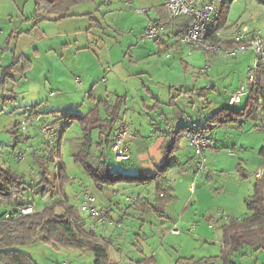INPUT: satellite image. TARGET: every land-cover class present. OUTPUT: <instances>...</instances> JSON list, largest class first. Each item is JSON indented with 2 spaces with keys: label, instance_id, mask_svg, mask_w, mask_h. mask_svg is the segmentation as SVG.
<instances>
[{
  "label": "rangeland",
  "instance_id": "1",
  "mask_svg": "<svg viewBox=\"0 0 264 264\" xmlns=\"http://www.w3.org/2000/svg\"><path fill=\"white\" fill-rule=\"evenodd\" d=\"M115 1L119 3L121 0ZM240 4L241 2H236V5ZM256 6L264 11V4H256ZM236 9L232 15H236L237 18H232V22L240 18L245 22L256 24L255 26L264 31L263 15L255 21L251 17L249 8L248 10L245 9L246 12L243 15L238 13L239 10L236 11ZM75 10V12L88 14L66 16L55 20L52 18L58 17L61 13L45 12L42 7V0H0V59L2 65L9 64L12 59H17L19 56H25L33 62L32 67L25 74L15 75L18 80L17 84L8 83L10 87L14 84L19 88L18 90L25 89L24 86H27L28 89L26 94L19 95L17 103L9 102L7 107L0 112V164L21 174L27 182H39L42 176L39 160L46 158L47 156L43 155L44 151H48V155L52 148L50 149L45 141L44 144L39 143V145H44L47 150L45 147L42 148L36 144L35 147L28 145L15 147L17 142L16 120L19 122L24 118L27 119L29 131L34 133L32 129L35 118L25 111V105L35 98L34 96L37 94L36 85L46 81L49 70L54 73L55 70L63 67L55 68L52 61L61 60L59 55H62L67 61L71 59L75 61V57L70 55L68 47L72 46L75 49L74 34L76 33L82 35L77 38L79 39L77 43L80 44L84 41L86 46H89L86 34L88 32L89 41L94 44L97 43L91 47V51L98 55L105 67H111L115 73L119 74L118 78L108 80L109 91L105 93V81L106 78H109L112 70L110 73L106 71L105 79L100 77L97 80V92L100 93L97 98L112 102L117 96L115 95L116 92L117 94H126L127 104L132 108V114L127 117L128 124L133 122L132 124L137 127L138 123L141 122L144 131L150 132L152 128H156L157 133L160 131L163 133L170 132L172 139L166 148L169 149L175 138L178 137L181 144L178 154L182 155L183 158L187 159L192 151L190 146H187L184 136L187 129L203 128L210 125L207 122L208 117L221 107L228 106L238 109L246 104L249 93H245L242 103L231 105L229 101L235 90L241 88L242 85L246 89L249 86L247 73L251 66H255V54L252 50L247 49L236 55H229L221 50H190L186 45L179 44L188 48L186 56H182L179 50L167 55L165 52L160 53L158 51L157 47L161 43L153 39L143 38V27L148 21L145 13L138 12L132 18L124 13L126 17L124 19L121 14H118V11L125 10L127 13L130 11L128 8L122 7L120 9L109 5L99 8L97 3L92 4L91 2L79 4ZM36 26L38 30L34 29ZM89 29H95V31L89 32ZM83 37L87 39L84 40ZM64 42H71V45L61 48L63 46L61 44ZM47 44H51L56 49L47 51ZM37 47L40 50L38 54L36 53ZM206 64L211 66L208 73L203 69ZM189 65L196 71H200L202 68L201 75L203 76L201 79L193 78L194 70L187 69ZM185 76L188 77L186 80ZM81 77V73L77 75L72 73L70 78L74 84L71 86L78 85L77 80ZM212 81L215 82V85H212ZM48 83L43 89L44 91L38 90L39 98L45 97L46 92L48 93L50 89ZM138 83H140L139 88L136 86ZM74 89L79 90L77 87ZM157 102L159 104L155 106ZM3 106L4 104L0 99V108ZM253 106L257 107L259 111L257 118H261V122L264 124V104L259 100L253 103ZM86 112V108H83L79 113L86 114ZM131 117L133 121L130 120ZM259 125V120L244 119L214 126L216 135L220 138H218L219 142L217 143L218 149H208L205 152L206 173L200 176L198 180L193 174L187 176L189 189L194 185H197L198 188L203 179L207 180L208 173H214L213 179L205 180L208 190L213 196L206 199L203 205H205V209L208 206L210 208L203 213H196L192 217L184 219V223L178 225L180 235L170 234L167 229L162 228L165 227L162 223L158 227L164 229L162 232L165 236L153 233L155 227H151V225L145 226L143 232L138 226L139 229L135 232L140 234L139 237H135L134 234L125 237L127 243L124 245L126 248L123 247L124 254L115 250L116 259L111 257L108 259V263L124 264L121 262V258H127L128 261L133 258L134 261H137L145 258V256L157 254L159 264H196L205 256L220 255L222 242H224L222 226L231 217H238L249 212L244 196L249 198L254 194L257 172L262 170L264 174V125ZM77 127L76 124L72 123L67 128L64 126L67 133H65L66 137L76 136L80 132ZM168 127H170V131ZM67 141L70 140L64 138V142ZM20 151L23 152L22 155H20ZM105 153L106 160L110 162L112 169L126 173L125 165H128V162H118L116 153L111 148ZM68 156L57 157L55 163L48 162L45 167L46 176L52 180L57 172L56 166H59L64 159L68 164V174L72 177V180L65 185V191L70 197L71 203L80 209L79 196L89 190L99 201V191L92 184L90 178L82 172L81 166L76 164L71 157L68 160ZM193 160L195 162L194 153ZM175 169L176 167L170 169L172 171L169 174L170 180H174ZM240 170L247 175L246 178L242 176L241 180L238 179ZM227 181L230 183L226 184ZM83 182L87 184L89 190L82 192ZM117 184L127 183L119 182ZM127 185L131 186L132 189L139 187L135 184ZM127 193L124 195L127 196ZM189 194L194 195L192 191H189ZM54 197L50 194L44 197L35 195L33 209L42 208L49 204ZM58 210L61 211V208ZM80 213L86 217L88 224L92 225L98 234L101 231L103 234L106 233L103 225L107 221L101 225L93 226L94 221L90 219L88 214ZM194 225L195 227H193ZM153 234L158 237L153 236ZM131 237H133L132 240H134L135 245L130 244L132 243ZM38 238L40 239V237H36L30 241L34 242ZM204 238L206 240H202ZM151 240L154 242H150ZM147 241L150 242L149 246ZM20 250L31 255L39 264H61L66 259L70 261V264H95L96 259L91 250L66 252L61 249L59 252L57 247L52 245L47 247L45 244H25L20 247ZM192 257L194 258L193 262L186 261ZM220 259L221 261H214L211 264H225L223 259ZM232 260L235 264H254L256 253L254 251H248L244 254L234 253ZM259 260L264 261V249L259 253ZM204 264H210V262L206 261Z\"/></svg>",
  "mask_w": 264,
  "mask_h": 264
},
{
  "label": "crops",
  "instance_id": "2",
  "mask_svg": "<svg viewBox=\"0 0 264 264\" xmlns=\"http://www.w3.org/2000/svg\"><path fill=\"white\" fill-rule=\"evenodd\" d=\"M127 1H130V5L126 4ZM216 1L218 3L219 9H220L222 7L224 0H216ZM263 1L264 0H234L231 3V5L229 7L228 15L226 17L225 24L220 29L221 32H220L219 38H220V42L223 45L227 46L228 44H230L232 42V35H233L234 31L241 24H248L251 27H257L258 28V26H255L256 24L251 23V22H245L244 20H241L240 18H238L236 21L232 22V18H234V19L237 18L236 15L235 16L232 15L235 8H237L236 11L239 10L238 13H240L242 15L246 12L245 9L248 10V8H249L251 11L250 12L251 17L254 18V20L256 21V19L258 17H260L262 15L264 17L263 9L256 6V4H262L263 5L264 4ZM90 2L92 4L97 3V6H98V3L101 2V0L96 1V2H93V1L80 2L76 5H74L70 9L69 13L71 14V16H76V15L81 16L83 14H88V13L75 12L76 11L75 8H77V6H79V4L90 3ZM236 2H241V4L236 5ZM164 3H165V0H125V1L121 0L119 3L116 2L115 0H107L105 5H109L110 7L116 6V8L119 7L120 9L122 7L128 8L130 11H127V13L125 10H122L123 12L118 11V14H121V16L124 17V19L126 18L125 14H127V16L129 18H132L133 16H135L139 12V11H137L138 8H149L148 11L142 12V13H145L147 18H148L147 23L143 27L144 29L150 23L156 22V21H161V22H164L166 24L165 39L163 42H161V45L158 44L159 45L157 47L158 51L160 53L165 52L168 55L169 49H172L169 54L175 53L177 50H179L181 52L182 56H186V51H188V48L179 45L181 43H179V41L177 39V35H176L179 32V30L183 27L182 21H180L179 19H169V16H168V13H167V10L165 8ZM245 6H246V8H245ZM44 10H45V12H47L46 9H44ZM46 18H49V17L46 16ZM34 29L38 30L37 26L34 27ZM144 29H143V31H144ZM88 31L89 32L95 31V29H89ZM86 34L88 36L87 38H88V45L89 46H86V42H84V41H82L80 44L77 43V40H79L77 38L79 36H82V35H79L77 33L74 34V36H75V44H74L75 49L72 46L68 47L69 45H71V42H64L63 44H61V46L63 45L61 48L68 47L70 55L75 57V61L73 59H71L70 61H67L65 58L62 57V55H59L61 57L60 58L61 60H57L54 62L52 60L51 61H52L53 66L55 68L60 67V66H63V67L59 70H55L54 73L51 70H49V74H48V76H46V81H43L42 83H37V85H36L37 94H35V96H34L35 98L32 100L33 102L31 101L25 105V111L29 112L30 116L35 118V122L33 124V129H32L34 131V133L32 134V132L29 131V129H28L26 137L25 136L21 137V141L19 144L20 147H22L23 145H28L29 147L30 146L35 147V144L36 145H39V143L44 144V139L40 136V126L44 122H52L56 127H58L60 129V132H61V137L59 138V140L61 139V157H63V155L64 156L69 155L68 160L70 159V157L73 160L72 153H71V144L69 141L64 142V138L69 139V140L81 138L83 136V132H82V128L79 125V123L77 124V122H75L72 124H76L78 126L77 128L80 132L77 133L76 136L66 137L67 133L64 130V126L67 128L69 125H71V123L68 124L69 121L65 117H63V112H78L79 113L81 111V109L86 108V111H87L86 114H88L93 109H96L97 106H99L96 109L97 113L100 114V116H102V117H106V112H105L104 106L102 104L100 106V105H98V103H100V101H105V102H109V101L103 100L101 98H99V99L97 98V95L99 96V94H100L97 92V90H98L97 80L100 77L105 79L106 77H104V74H106V71L110 73L112 69L108 70V68L105 67L103 65V63H101L98 55H96L95 53H93L91 51V47L97 45V43L94 44L93 42H90L88 32H86ZM87 38L83 37L84 40ZM233 46H234V43H233ZM53 49H56V48H53V46L51 44H47V47H46L47 51H53ZM249 50H252V49H249ZM38 52L40 53V50L37 47L36 53L38 54ZM189 52H191V51L189 50ZM241 52H243V51H241ZM45 54H47V53L45 52ZM12 60H11V62H12ZM1 62H2V60H1ZM189 68H191V70H194L193 78H197V79L202 78V76H203V75H201V73L203 72L202 68L200 69V71H196L195 69L190 67V65L187 67V69H189ZM114 71L115 70H112L111 74L109 75V78H106V81L104 80L106 82V84H105L106 90H104V93L106 91L107 92L109 91V88L107 85L108 80L109 79L114 80V78L119 77V74L115 73ZM72 73L74 75H77L78 73L82 74V77L79 78V80H77L79 82V84L76 85L75 87L71 86L72 84H74V81H72V79L70 78ZM0 75H1V69H0ZM187 78L188 77L185 76V80ZM194 81L197 82V80H194ZM47 82H49L48 87H50V89L48 90V93L46 92L45 97L42 96L43 98H39L40 96L38 97V90L40 92L44 91L43 89L45 88ZM13 83H16V84L18 83V80L16 77H15V82H13ZM139 84L140 83H138L136 85L137 88H139ZM214 85H215V82H214ZM11 87H13V88H11ZM11 87H10V85L7 86V88L10 91H6L4 93L0 92V94H1L0 99H1V102H3V104H4V106L2 108H0V112L3 111L4 108L7 107L9 102L17 103L18 98L20 97L19 95L26 94V90L28 89L27 86H24V87H26L25 89L18 90L19 88L14 86V84ZM76 87L79 88V90H75L74 88H76ZM178 88L179 87H177V89ZM146 91H147V89H146ZM189 91H191V90L189 89ZM40 92H39V95H40ZM149 92H150V90H149ZM13 93H15V99H13L11 101L6 100L7 96L11 97V95ZM115 95L125 96L126 102H125V105L122 109L120 119L118 120V122H116V124L113 126V128L110 131L111 137H113V135H114V130H115L116 126L120 123L127 124L129 126L131 133L133 134V138H130L129 142H128L130 153H131V159L126 161V162H128V165H125V172L127 174H139V173H143V172H148V173L152 174L154 178L150 181L145 182L144 184H140V185L135 184V185L139 186V187H135V189H132L131 186L127 185V184H134V183L104 185L102 188L99 189L96 187V185L90 179L92 184L95 186V188L100 193V197L98 199L99 201L95 200V204L97 206H99L101 209L105 210L107 217H108L106 224L103 225L106 229V233L103 234L101 231L98 234L97 230L94 229L92 227V225L88 224V220L86 219V217L83 216V218L85 219L86 228L93 230L95 232L96 238L98 241L109 242L108 259L111 257H113V259H116L115 250L124 254L123 247L126 248L124 245L127 243L125 240V237H128V235L133 236V234L135 235V237L136 236L139 237L140 234L138 232H135L136 230L139 229L138 226H140V231L143 232V229L145 226L151 225V227H155V230H153L152 232L153 233L155 232V234L159 235V236H161V235L165 236V234L162 232V231H164V229H162V228L167 229V231L170 232V234L180 235L181 233L179 231L178 225H182L184 223L183 222L184 219L192 217V215L196 214V213H200V212L203 213V212H205L206 209L210 208V206H208L205 209V205H203V203L206 199H210V197L213 196V194L210 193L208 190V185L206 184V181L211 180L214 177V173H208V175L206 177L207 180L203 179L202 184H200L198 188L196 187L197 185H194V187H190L188 189V187H187V176H189L190 174H193L195 179L198 180V178L200 176H203L207 170L197 173V171H196V158H195V162H194V160H193L194 151L191 147L190 148L192 151H191L190 156L187 159L183 158L182 155L178 154L179 150L181 149L180 139L178 137H176L174 142L172 143V144H176L178 147V148H176L175 155H176V157L180 163V165L177 166L175 171H174L175 172L174 173L175 174L174 180H170V177H169L170 172H172L171 170H168V172L165 174V177H166L165 179L163 177L156 176L157 175L156 174L157 168L164 162V160L166 158V151H167L166 147L169 145V143L171 142V139H172L170 132L163 133L160 131V133H157L156 128H152L150 130V132H148L147 130L144 131V127H143L141 122L138 123L137 127L134 124H132L133 122L128 124L129 120L127 117L132 114V108H130L129 104H127L128 103L127 102V100H128L127 95L126 94H117V92ZM116 97L112 102H109V103H114L116 100ZM243 101H244V97H243L242 102ZM34 104H38V106L33 108V111H35V112L32 113L33 111L31 110L32 111L31 112L29 110L31 109L32 105H34ZM158 104H159V102H157L155 104V106H157ZM258 113H259V111L257 109L256 118H254V119L252 118V120H259L260 125H264L261 122V118H257ZM83 115H85V114H83ZM130 120L133 121V118L131 117ZM240 120H244V119H240ZM240 120H238V121H240ZM245 120H248V119H245ZM16 121H17V123H19L18 120H16ZM226 123H228V122H226ZM214 126H216V125L210 124V125L206 126V127H212V130H213L214 146L210 149L218 148L217 143L219 142L218 138H220L219 136L216 135ZM218 126H220V125H218ZM168 130L170 131V127H168ZM216 136H217V138H216ZM93 139H94L95 143L98 141V131L97 130H95L93 132ZM111 145L109 148H111ZM187 146H188V144H187ZM234 146H235V144H234ZM40 147L43 148L45 146L42 145ZM109 148L105 149V151H109ZM62 149H63V151H62ZM46 150H47V148H46ZM98 152H100V151L98 150ZM47 153H48V151H44L43 155L46 157V156H48ZM56 159H57V157H56ZM102 160L107 161V163L111 166L110 162L108 160H106L105 155L102 158ZM62 161L66 164L67 172L69 173V168H68L67 162L64 159ZM118 162H124V161H118ZM76 164H79V163H76ZM79 165L82 168V172L86 175L82 165L81 164H79ZM56 167L58 169V165ZM239 173L241 175L239 174L238 179L241 180L242 176H243V178L247 177V175H245V173L242 170H240ZM220 180H222V179H220ZM228 182L230 183V181H227L226 184H228ZM159 183H160V186L162 188L161 190H159V185H158ZM82 185L84 187L82 192L85 190H89L87 184H85L83 182ZM142 186H144V187H142ZM254 186H255V184H254ZM41 187L42 186H40L38 188V191H40ZM89 191H91V190H89ZM189 191H192L194 193V195L191 196L189 194ZM158 192H159V197L162 196V195L160 196V193H165L163 198L169 200L167 204L157 201V200H159V198H157ZM254 192H255V189H254ZM125 193H127V196L124 195ZM249 195H252V194H249ZM81 198H82V194L79 196L80 202H81ZM57 199L58 198H56V197L53 198V200H57ZM69 199H70V197H69ZM144 199H148V201H149L148 205H146V201ZM247 199H248V197L244 196L245 202ZM53 200H51V201H53ZM70 202H71V200H70ZM202 206H203V210H202ZM248 213L243 214L241 216H245ZM88 216H89V214H88ZM241 216H238V217H241ZM90 219H92L94 221V219L92 217H90ZM160 223L165 225V227H162V228L158 227V225H160ZM95 225H96V223L94 221L93 226H95ZM171 225H173V227H171ZM96 226H98V225H96ZM132 227H134V228H132ZM193 227H195V225ZM174 229H178V232H174ZM109 236H111V237L109 238ZM145 236H146V234H145ZM153 236H155V235L153 234ZM155 237H158V236H155ZM132 238L133 237H131V240H130L132 243H130V244L135 245L134 240H132ZM202 240H206V239L204 238ZM150 242L153 243L154 240H151ZM147 243H148V241H147ZM149 243H148V246H149ZM163 243H164V241H163ZM27 244H31V245L45 244L47 247H49L51 245L56 247L54 244L48 243V242L41 240L39 238L36 241H34V242L30 241V243L28 242ZM224 247H225V244H224V242H222L221 254L220 255L216 254L214 256L210 255V257L205 256V259H209V258L213 257L212 260H210V261L206 260V261L210 262V264L214 261H221L220 258L223 254ZM57 248H58L59 252L61 251V249H63L60 246H58ZM63 250H65L66 252L70 251V250H66V249H63ZM261 250H263V249L255 250V249L250 248V247H244V248L240 249L238 252H236V254L237 253L238 254L239 253L244 254V253H247L248 251H250V252L254 251L256 253V262H254V264H264V261L259 260V253ZM75 251H77V250H73V252H75ZM149 256H151V255H148L147 257H149ZM153 256L156 259V264H159L157 254H155ZM147 257L145 256V258H147ZM143 259L144 258L139 259L137 261H134L133 258H130V260L128 261L127 258H125V259L121 258V262L124 264L125 263L126 264H128V263L137 264L138 261H141Z\"/></svg>",
  "mask_w": 264,
  "mask_h": 264
},
{
  "label": "trees",
  "instance_id": "3",
  "mask_svg": "<svg viewBox=\"0 0 264 264\" xmlns=\"http://www.w3.org/2000/svg\"><path fill=\"white\" fill-rule=\"evenodd\" d=\"M83 1L96 2L99 0H42V7L48 13H61L58 17L52 18L57 20L71 16L69 13L70 9ZM106 1L101 0L98 3V7L104 6ZM233 1L224 0L222 7L219 9V29L225 24L229 7ZM169 19L182 21L183 27L176 34L177 36L183 33L192 22L189 16ZM210 40L220 42V38L215 33L210 36ZM232 46L233 40L227 47ZM32 65L33 62L25 56L13 59L7 65H2L0 60V92L10 91L7 88L8 83L15 82V75L25 74ZM251 87L249 97L243 107L238 109L228 106L221 107L208 117L207 122L218 126L229 121L256 118L257 107H254L253 103L261 100L264 104V70L259 75L256 87ZM13 99H15V93L11 97L7 96L6 98V100L10 101ZM125 102V96H117L114 103L100 101L98 105L101 106L102 104L104 106L106 117H102L97 113L96 109L99 106L85 115L78 112H63V117L69 123H79L83 132L81 138L69 141L73 160L82 165L88 178L99 189L104 185H116L119 182L140 185L154 178L148 172L127 174L114 170L107 161L102 160L105 155V149L109 148L113 142L110 131L120 119ZM38 104L32 105L29 111H33V108L38 106ZM20 121L15 125V134L17 136L15 147L19 146L21 137H23L20 131ZM208 128L212 129V127ZM95 130L98 131V141L96 143L93 139ZM212 147H209V149ZM176 148H178L177 145L172 144L167 149L166 158L157 168L156 176L165 179V174L168 170L180 165L175 155ZM59 156H61V139L46 158L39 160L42 167V176L38 183H29L21 174L13 172L9 167L0 164V264H39L31 255L20 250L22 245L27 244L36 237H40V239L66 250H79L80 252L91 250L96 258L95 264H108L109 242L98 241L95 232L86 228L85 219L80 213L82 211L70 202L69 196L65 191V185L72 180V177L67 172L66 164L63 161L59 164L52 180L46 176L45 167L48 162H55L56 157ZM158 185L159 190H161L160 183ZM39 186L43 187L40 191H38ZM254 189V194L246 200L249 213L241 217H231L222 226L225 247L221 258L225 264H235L232 260V255L244 247H250L255 250L264 249V174L262 178H257ZM48 194L53 197L56 196L58 199L51 201L40 209L33 210L31 213L15 218H6L8 212L13 213L20 208L34 207L35 195L44 197ZM161 194L163 195L161 196ZM164 195L165 193H160L161 197H159L158 192L157 198L159 200L157 201L167 204L169 200L163 198ZM144 200L146 205H148V199ZM58 208H61V211ZM89 216L92 217L91 215ZM212 258H203L196 264H203L206 260L210 261ZM186 261L193 262L194 258L192 257ZM137 264H156V259L151 255L138 261Z\"/></svg>",
  "mask_w": 264,
  "mask_h": 264
},
{
  "label": "built area",
  "instance_id": "4",
  "mask_svg": "<svg viewBox=\"0 0 264 264\" xmlns=\"http://www.w3.org/2000/svg\"><path fill=\"white\" fill-rule=\"evenodd\" d=\"M130 5V2H126ZM165 8L169 18H177L180 16H189L192 19L188 28L177 36L179 43L186 45L190 50L202 49L212 51H224L229 55H236L241 51L252 49L255 54V66H251L247 73L248 88L243 85L235 90L230 97L229 103L234 105L241 103L245 93H249L253 86L259 81V75L264 70V32L257 28L251 27L248 24H241L234 31L232 40L234 46L227 47L221 42L210 40L212 34L220 36L221 30L218 28L219 6L216 0H165ZM149 8H138L139 12H146ZM166 35V26L162 22L150 23L143 32V38L153 39L157 42H163ZM172 49H169L168 55ZM112 68L109 67L108 70ZM207 73L211 66L206 64L203 68ZM20 131L26 137L28 131L27 119L20 121ZM40 135L50 148L56 147L61 132L52 122H44L40 126ZM187 144L193 149L196 158L197 173L207 170L205 152L209 147L214 146L213 130L208 127L190 128L184 134ZM133 138L129 126L125 123H120L116 126L113 135V143L111 149L116 153L117 161H128L131 159L129 149V139ZM23 152L20 151V155ZM263 176L262 170L256 174V178L260 179ZM163 195V194H161ZM95 196L90 191H85L82 194L80 210L91 215L96 224L101 225L108 220L105 210L95 204ZM33 207L20 208L15 212H8L6 218H15L24 214L33 212ZM178 232V229H174ZM61 264H70L69 260H64Z\"/></svg>",
  "mask_w": 264,
  "mask_h": 264
},
{
  "label": "water",
  "instance_id": "5",
  "mask_svg": "<svg viewBox=\"0 0 264 264\" xmlns=\"http://www.w3.org/2000/svg\"><path fill=\"white\" fill-rule=\"evenodd\" d=\"M212 85H214V81H212Z\"/></svg>",
  "mask_w": 264,
  "mask_h": 264
}]
</instances>
